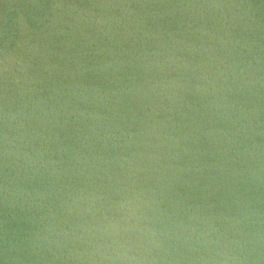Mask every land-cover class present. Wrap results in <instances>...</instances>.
<instances>
[{
    "label": "water",
    "instance_id": "1",
    "mask_svg": "<svg viewBox=\"0 0 264 264\" xmlns=\"http://www.w3.org/2000/svg\"><path fill=\"white\" fill-rule=\"evenodd\" d=\"M0 264H264V0H0Z\"/></svg>",
    "mask_w": 264,
    "mask_h": 264
}]
</instances>
